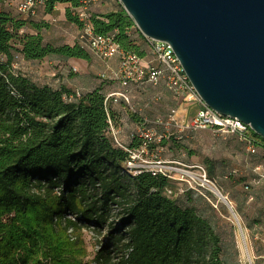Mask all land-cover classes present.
Masks as SVG:
<instances>
[{
  "label": "trees",
  "instance_id": "trees-1",
  "mask_svg": "<svg viewBox=\"0 0 264 264\" xmlns=\"http://www.w3.org/2000/svg\"><path fill=\"white\" fill-rule=\"evenodd\" d=\"M59 3L68 4L66 19L82 30L80 0H46L42 7L49 12ZM87 23L94 35H112L124 51L143 57L123 8L87 14ZM24 24L0 10V264H89L82 230H99L114 206L122 211L120 225L98 245L95 264H229L212 218L177 202L174 179L124 170L143 140L134 135L124 147L114 144L115 113L101 85L78 92L36 85L17 71L19 56L90 59L83 45L44 43L38 31H20ZM248 136L255 146L256 138L264 142L253 131ZM166 144L162 137L159 145ZM185 193L209 197L187 186Z\"/></svg>",
  "mask_w": 264,
  "mask_h": 264
},
{
  "label": "rangeland",
  "instance_id": "rangeland-1",
  "mask_svg": "<svg viewBox=\"0 0 264 264\" xmlns=\"http://www.w3.org/2000/svg\"><path fill=\"white\" fill-rule=\"evenodd\" d=\"M67 7L68 4L59 3L52 11L48 12L42 7L35 16H27L16 10L14 2L12 4L0 2V10L14 19L24 21L25 24L20 31L27 33L38 31L44 43L54 45L78 43L90 53L87 44L80 37L79 26L66 19ZM119 8L123 7L118 0H100L87 8V14ZM34 23L40 24L41 27L36 30L33 27ZM129 31L133 45L143 51V59L151 61L150 48L136 33L139 31L136 25L134 24ZM88 61L76 58L63 59L56 55H48L38 60H27L19 56L15 67L22 76L36 85L55 86L61 82L78 92L90 87L88 79L106 84L112 82V76L108 77L105 74L106 78H102L101 74L105 70L94 68L93 63ZM72 67L75 71H72ZM120 89L121 85L114 84L110 90ZM127 92L135 112L130 111L128 105L119 100H110L109 103L110 106L121 104L125 107L121 109L123 111L121 117L114 112L115 120L112 121L114 134L119 143L124 147L128 139H131V133L139 134V129L147 126L142 118L155 123L149 126L152 128L153 140L143 152L135 151V159L129 167L125 166L124 170L135 174L139 165H153L155 160L169 163L173 168L171 173L178 178L173 181L174 197L178 203L194 205L198 213L212 218L211 222L220 235L224 249L222 257L227 259L229 264H264V179L258 184H253L250 193L243 188L246 181L250 182L256 177L257 171L264 173V142L256 138L257 145L255 152L252 153L247 149V144L233 134L219 133L209 127L186 128V125L192 123L198 103L193 100L184 101L173 95L165 89L162 82L156 85L148 82L132 83L127 87ZM156 95L160 98L155 99ZM171 108L175 109L173 120L167 119ZM166 121H169V124H166ZM162 137L167 139L165 146L159 145ZM113 142L120 146L114 140ZM186 164H200L205 167L207 173L210 170V178L215 181L217 190L231 202V209L212 191H208V198L186 194V182L181 180V171L185 169L183 165ZM249 195L253 197L251 200L248 199ZM121 212L119 206H114L109 212L108 221L99 230L83 228L82 238L86 250L83 259L89 264H95L92 259L100 242L106 244L109 233L115 226L119 227ZM89 227H92L91 223ZM242 235L248 253L242 248Z\"/></svg>",
  "mask_w": 264,
  "mask_h": 264
},
{
  "label": "water",
  "instance_id": "water-1",
  "mask_svg": "<svg viewBox=\"0 0 264 264\" xmlns=\"http://www.w3.org/2000/svg\"><path fill=\"white\" fill-rule=\"evenodd\" d=\"M118 1L144 36L170 44L207 107L264 139V0Z\"/></svg>",
  "mask_w": 264,
  "mask_h": 264
},
{
  "label": "built area",
  "instance_id": "built-area-1",
  "mask_svg": "<svg viewBox=\"0 0 264 264\" xmlns=\"http://www.w3.org/2000/svg\"><path fill=\"white\" fill-rule=\"evenodd\" d=\"M2 1L6 2L7 4H12L14 2L16 10L21 14L27 16H35L37 14L38 8L40 6H43L46 2V0ZM99 1L100 0H80V8L76 11L75 14L78 20L83 24L80 37L83 38L91 53L101 58L102 60H107L113 56H117L118 58V64L112 73V78L119 81L122 89L105 93V100H119L128 105L130 111L135 112V109L131 106L129 101L127 87H129L132 83L140 84L142 82H148L152 85H156L162 82L165 89L173 95H177L184 101L193 100L198 103V107L195 110L192 123L191 125H186V128L196 129L209 127L219 133L236 134L240 139H244L245 141H247V149L250 152H255V145L250 141V138L248 136L250 131H252L249 125L241 122L236 117L220 115L203 103L199 95L196 93L194 87L190 83L187 75L183 71L178 58L176 57L172 47L168 42L155 40L144 36L152 54L151 61H145L143 57H139L133 52L124 51L122 48H120L118 44L113 40L112 35H94L89 24L87 23V8ZM54 8H56V6ZM71 69L72 71H75L74 67H72ZM101 77L106 78L105 73H102ZM76 95H78V92H76ZM159 98V95L155 96V99ZM174 113L175 109L171 108L169 110L167 119L173 120ZM142 119L144 120V124H147V126L139 129V134H135L143 140V145L139 152H143L146 148L147 143H150L153 140L152 128L149 126H152L151 124L155 123V121L146 120V118ZM165 123L169 124V121H166ZM110 129L113 140L118 145L122 146L117 140L114 134L113 126L111 124ZM131 136H134V134L131 133ZM129 152L130 160L126 162L127 167H129L131 162L135 159L136 155L133 151ZM154 162L155 163L153 165H139L140 167L135 170V173L139 170V168L145 167L144 169L149 170L152 174L161 173L171 179L178 180V178L171 173L173 168L171 167V165H169V163L162 160H155ZM183 166L185 167V169L181 171V180H184L186 182L187 187L194 189L202 195H204L205 191L214 192V190L217 189L215 181L207 175L204 166L200 164H186ZM257 169L258 167L255 168V170ZM256 174V177L252 178L250 182L244 183L243 188L246 191H250L253 184H258L261 180L264 179L263 172L257 171ZM220 195L226 199V197L222 195V193H220ZM252 198V195L248 196V199L251 200ZM240 231L242 232L241 229Z\"/></svg>",
  "mask_w": 264,
  "mask_h": 264
},
{
  "label": "crops",
  "instance_id": "crops-1",
  "mask_svg": "<svg viewBox=\"0 0 264 264\" xmlns=\"http://www.w3.org/2000/svg\"><path fill=\"white\" fill-rule=\"evenodd\" d=\"M42 8V6H40L39 8H38V11L40 10ZM55 9V8H54ZM37 11V12H38ZM94 54H92L91 53V51H90V59H89V61L88 62H90L91 64L93 63V66H94V68H96V69H104L105 71H103L102 73H104L105 72V74H107L108 75V77L109 76H112V73H113V71H114V69L116 68V66H117V60H118V58H117V56H113V57H111V58H109V59H107V60H99V58H95V57H97V56H95ZM77 59V58H76ZM107 72V73H106ZM88 85H90V87L89 88H87V89H85V90H83V91H87V90H90V89H92V88H94V87H96V86H99V85H101L102 86V90L106 93V91L107 92H110V91H113V90H110L111 89V86L112 85H114V84H119L120 85V83H119V81L118 80H112V82L111 83H109V84H106V83H100V82H97V81H94V80H91V79H88ZM104 82V81H103ZM108 82V81H107ZM60 84H62L61 82L59 83V84H56L55 86H58V85H60ZM55 86H53V87H55ZM67 87H69L68 85H66ZM69 88H71V87H69ZM72 89V88H71ZM72 90H74V91H77V90H75V89H72ZM109 90V91H108ZM80 92H82V91H80ZM110 108L113 110V112H116V115L117 116H120L121 117V113L123 112L121 109L122 108H124L125 109V107L123 106V105H121V104H118V105H112L111 104V106H110ZM134 116V115H133ZM129 141H130V139H128ZM129 141H128V143H129Z\"/></svg>",
  "mask_w": 264,
  "mask_h": 264
},
{
  "label": "bare ground",
  "instance_id": "bare-ground-1",
  "mask_svg": "<svg viewBox=\"0 0 264 264\" xmlns=\"http://www.w3.org/2000/svg\"><path fill=\"white\" fill-rule=\"evenodd\" d=\"M215 194H220L221 192H219V190L215 189L214 190ZM223 195V194H222ZM230 205H231V202H229ZM242 248L244 250L245 253H248V249H247V245L245 243V239H244V236L242 235Z\"/></svg>",
  "mask_w": 264,
  "mask_h": 264
}]
</instances>
